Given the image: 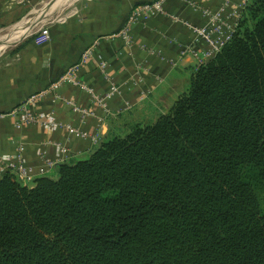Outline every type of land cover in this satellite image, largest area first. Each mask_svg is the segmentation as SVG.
Segmentation results:
<instances>
[{"label":"trees","instance_id":"16d2710c","mask_svg":"<svg viewBox=\"0 0 264 264\" xmlns=\"http://www.w3.org/2000/svg\"><path fill=\"white\" fill-rule=\"evenodd\" d=\"M151 124L31 186L0 178V264H264V0Z\"/></svg>","mask_w":264,"mask_h":264},{"label":"crops","instance_id":"0c3cea01","mask_svg":"<svg viewBox=\"0 0 264 264\" xmlns=\"http://www.w3.org/2000/svg\"><path fill=\"white\" fill-rule=\"evenodd\" d=\"M54 1L38 7L39 0H0V158H16L22 148L29 178L21 183L27 186L40 177L56 176L58 165L46 175L40 170L47 162H59L57 146L70 151L67 162L85 159L95 148L64 128L49 126L50 122L70 125L90 135L100 133L103 140L125 134L131 125L153 123L169 112L187 90L196 69L190 56L179 58L192 41L191 32L173 23L169 16L200 27L207 20L202 10L216 13L222 7V0H186L196 9L182 0H165L167 16H152L131 25L129 47L120 37L112 36L124 28L134 8L156 0H82L79 5L72 1L66 7L56 6ZM232 3L223 11L225 30L229 32L248 2ZM64 8L71 9V14L48 18ZM41 27L48 29L49 39L35 45L34 35ZM199 49L204 50L205 45ZM101 61L105 63L103 71L99 68ZM72 67L76 68L74 79L98 98L110 85L118 88V95L105 102L108 114L89 93L73 84L49 89ZM30 99L32 103L26 105ZM61 99L92 115L74 112ZM25 113L33 122H24Z\"/></svg>","mask_w":264,"mask_h":264},{"label":"built area","instance_id":"2783aa9c","mask_svg":"<svg viewBox=\"0 0 264 264\" xmlns=\"http://www.w3.org/2000/svg\"><path fill=\"white\" fill-rule=\"evenodd\" d=\"M184 4H186L188 7H191L192 9H196L194 4H192L189 1L182 0ZM234 0H222V7L216 12V13H211L207 10H202V15L205 16L206 23L200 27L194 26L192 24L187 23L186 21L182 20L180 17H176L174 15L169 16V19L175 23V24H182L185 26L192 34V41L190 45L184 47L179 55V58L185 57V56H190L193 61L195 62L196 68L200 67L201 64L205 63L206 61L210 60L213 58L220 50L221 48L227 43L234 30L231 32L225 30V23H224V18H223V11L225 10L226 7L229 5H232ZM164 2L165 0H156L151 3H145L138 5L136 8H134L124 25V28H122L116 36L112 37H120L121 40H123L124 44L126 46H129L132 44V39L129 33L130 28L132 27L131 25L136 24L138 22H145L149 17L152 16H167L168 14L166 13V10L164 8ZM237 25V24H236ZM49 39V32L47 28L41 27L35 35L33 39V43L36 45H41L44 44L48 41ZM200 45H205L204 50H200L199 46ZM85 57H87V53L84 54ZM83 55V56H84ZM105 63L101 61L99 63V68L103 71L105 68ZM76 68L72 67L70 70H68L66 73H64L60 78L57 79L56 82L50 85L49 89L55 90L57 89L58 86L66 83L73 84L77 87H80L84 89L87 93L90 94L91 98L93 101L100 106L106 114H108V110L105 108V102L110 100L112 97L115 95H118V88H116L113 85L109 86L108 92L98 98L97 96L94 95V92L91 89L85 88L82 84L77 82L74 79V72ZM63 103L71 108L76 113H80L83 116H91L92 114L86 110L77 108L71 101L61 99ZM33 99L28 100L25 104L29 105L31 104ZM23 105V109H24ZM27 113V112H26ZM23 117L24 122H33L32 118L29 116V114H26ZM0 118H3V115L0 114ZM51 127H57V128H64L69 134L75 135L77 137H81L83 139H87L92 146H97L100 141H101V134L96 133L93 135L87 134L81 130H76L70 125H63L61 123H55V122H50L48 124ZM58 151H60V160L57 164L54 162H47L44 165V169L40 170V172L44 175H46L49 171L54 169L56 165L59 166V164L67 162L69 158L70 151H68L67 148L64 146H57ZM18 156L16 158H7L3 159L0 158V178L7 174L11 173L14 175L17 181L20 182H26V180L29 178V172L27 171L23 158H22V148L20 147L18 149Z\"/></svg>","mask_w":264,"mask_h":264},{"label":"rangeland","instance_id":"374dc122","mask_svg":"<svg viewBox=\"0 0 264 264\" xmlns=\"http://www.w3.org/2000/svg\"><path fill=\"white\" fill-rule=\"evenodd\" d=\"M39 1H40V5H39L38 7H41L42 5H44V4L50 2V0H39ZM72 1H77V2L74 4L75 6L81 4V2H82V0H71V3H72ZM64 3H65V2H62L61 5H60L59 3H56V6L61 7L62 5H64ZM70 10H71V9H68V8L63 9V11H62V10H59V11L57 10V14H55V15L52 16V17H48V18H49V19H52V18L56 17L55 19H61V18L65 17V16L71 14V13H70ZM187 86H188V87H187V90H186V91H188V89H189V87H190L189 85H187ZM186 91H185V92H186ZM148 124H151V123L149 122Z\"/></svg>","mask_w":264,"mask_h":264},{"label":"bare ground","instance_id":"6f19581e","mask_svg":"<svg viewBox=\"0 0 264 264\" xmlns=\"http://www.w3.org/2000/svg\"><path fill=\"white\" fill-rule=\"evenodd\" d=\"M63 1H65V3H64V5H65V7H66V5H69L70 3H71V0H55L54 1V4L55 3H60V2H63ZM61 5V4H60ZM51 6V5H50ZM46 7V6H45ZM45 9V8H44ZM65 9V8H64ZM54 11V10H53ZM51 17V16H50ZM40 18V17H39ZM41 21V20H40ZM40 21H38V22H40ZM28 23V22H27ZM31 24V23H30ZM25 27V26H24ZM27 28V27H26ZM28 29V28H27ZM26 29V30H27ZM29 30V29H28ZM16 34V33H15ZM25 35V34H24ZM21 36H23V35H21ZM14 37V36H13ZM6 39H7V37H6ZM4 41V40H3ZM2 47V46H1ZM4 47V46H3Z\"/></svg>","mask_w":264,"mask_h":264}]
</instances>
